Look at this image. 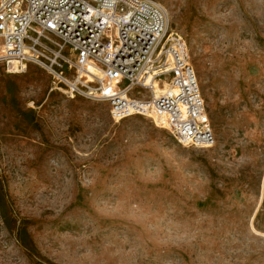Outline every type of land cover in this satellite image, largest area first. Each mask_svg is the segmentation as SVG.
Returning a JSON list of instances; mask_svg holds the SVG:
<instances>
[{
	"label": "rangeland",
	"instance_id": "374dc122",
	"mask_svg": "<svg viewBox=\"0 0 264 264\" xmlns=\"http://www.w3.org/2000/svg\"><path fill=\"white\" fill-rule=\"evenodd\" d=\"M157 2L215 142L183 146L52 90L43 65L0 63V264H264V0Z\"/></svg>",
	"mask_w": 264,
	"mask_h": 264
},
{
	"label": "built area",
	"instance_id": "2783aa9c",
	"mask_svg": "<svg viewBox=\"0 0 264 264\" xmlns=\"http://www.w3.org/2000/svg\"><path fill=\"white\" fill-rule=\"evenodd\" d=\"M11 62L43 65L52 90L107 102L116 121L146 115L183 146L215 142L187 42L157 0H0V63Z\"/></svg>",
	"mask_w": 264,
	"mask_h": 264
},
{
	"label": "bare ground",
	"instance_id": "6f19581e",
	"mask_svg": "<svg viewBox=\"0 0 264 264\" xmlns=\"http://www.w3.org/2000/svg\"><path fill=\"white\" fill-rule=\"evenodd\" d=\"M14 62H11V64H9V66H8V68H9V71H11V72H21L22 70V68L24 67V66H22L20 63H18L17 65H15V64H13ZM13 69H18L17 71H15V70H13ZM163 91V90H162ZM155 95V94H154ZM159 95V94H158ZM157 96V95H156ZM211 145H209V146H200V147H203V148H207V147H210ZM199 147V146H198Z\"/></svg>",
	"mask_w": 264,
	"mask_h": 264
}]
</instances>
